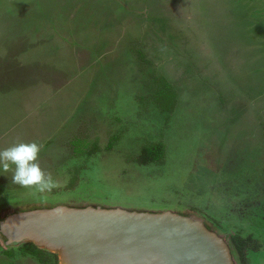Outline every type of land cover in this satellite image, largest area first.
<instances>
[{
	"label": "rangeland",
	"instance_id": "rangeland-1",
	"mask_svg": "<svg viewBox=\"0 0 264 264\" xmlns=\"http://www.w3.org/2000/svg\"><path fill=\"white\" fill-rule=\"evenodd\" d=\"M154 75L177 93L171 114ZM32 141L59 186L23 188L0 168V216L58 203L197 212L257 239L249 264H264V0H0V150ZM148 141L166 144L163 164L135 161ZM13 252L0 264H43Z\"/></svg>",
	"mask_w": 264,
	"mask_h": 264
},
{
	"label": "water",
	"instance_id": "water-1",
	"mask_svg": "<svg viewBox=\"0 0 264 264\" xmlns=\"http://www.w3.org/2000/svg\"><path fill=\"white\" fill-rule=\"evenodd\" d=\"M65 209L62 217L52 214ZM7 245L33 243L59 264H235L225 238L197 212L103 205L15 208L0 219Z\"/></svg>",
	"mask_w": 264,
	"mask_h": 264
},
{
	"label": "trees",
	"instance_id": "trees-1",
	"mask_svg": "<svg viewBox=\"0 0 264 264\" xmlns=\"http://www.w3.org/2000/svg\"><path fill=\"white\" fill-rule=\"evenodd\" d=\"M143 57V56H142ZM153 83L150 84V90L154 91V101L162 112L171 114L174 112L177 104V93L173 85L163 76H153ZM118 136H113L108 145L113 146L114 141ZM93 149L88 151L89 154H94L99 147L94 145ZM166 157V144L163 141H148L141 147L140 154L135 158L139 164H163ZM224 235V234H221ZM231 247L235 264H249V252L256 251L261 248V244L253 236H244L240 232L231 231L223 236ZM24 252L29 251L36 255L39 261L47 264L49 251L36 246L33 243H28L23 249ZM12 254V252H9Z\"/></svg>",
	"mask_w": 264,
	"mask_h": 264
},
{
	"label": "clouds",
	"instance_id": "clouds-1",
	"mask_svg": "<svg viewBox=\"0 0 264 264\" xmlns=\"http://www.w3.org/2000/svg\"><path fill=\"white\" fill-rule=\"evenodd\" d=\"M43 145L36 142H18L0 150V168L6 173L12 171V183L23 188H34L40 193L51 192L59 185L50 172L39 163ZM12 166H15L14 169ZM65 209L57 207L52 214L62 217Z\"/></svg>",
	"mask_w": 264,
	"mask_h": 264
},
{
	"label": "flooded vegetation",
	"instance_id": "flooded-vegetation-1",
	"mask_svg": "<svg viewBox=\"0 0 264 264\" xmlns=\"http://www.w3.org/2000/svg\"><path fill=\"white\" fill-rule=\"evenodd\" d=\"M59 204V203H58ZM58 204H52V205H45V206H55V205H58ZM60 204H63V203H60ZM31 205V204H30ZM26 206V208L25 207H17V206H13L8 212H6L4 215H2V216H0V219L2 218V217H4L7 213H9V212H11V211H13L15 208H19V209H31V208H37V206L36 205H33V206ZM68 205H78V206H83L82 204H68ZM84 205H91V204H84ZM95 205H100V204H95ZM103 206H105V205H103ZM171 210H173V209H171ZM174 211V210H173ZM177 212H187V211H185V210H176ZM188 213V212H187ZM0 238H3V242H4V246H2L3 248H0L1 250H0V254L1 253H5L6 255H12V254H14V252H13V249H17L22 255H24V254H30V255H32V256H36V255H34L33 253H31V252H29V251H26V252H24L23 251V249H24V247L26 246V244H28V243H20V244H18V245H7V243H6V238L0 233ZM9 252H12V254H9ZM37 257V256H36ZM38 258V257H37ZM39 260V259H38Z\"/></svg>",
	"mask_w": 264,
	"mask_h": 264
},
{
	"label": "crops",
	"instance_id": "crops-1",
	"mask_svg": "<svg viewBox=\"0 0 264 264\" xmlns=\"http://www.w3.org/2000/svg\"><path fill=\"white\" fill-rule=\"evenodd\" d=\"M82 143V142H81ZM91 149V148H90ZM90 149H86L87 151H89ZM97 152V151H96ZM237 232H240V231H237ZM242 235L244 234V232H240ZM244 236H246L245 234H244ZM262 247V246H261ZM252 251V250H251ZM250 255V254H249Z\"/></svg>",
	"mask_w": 264,
	"mask_h": 264
}]
</instances>
